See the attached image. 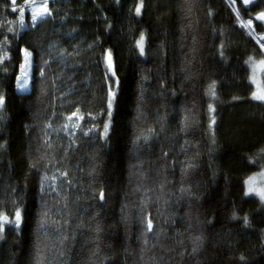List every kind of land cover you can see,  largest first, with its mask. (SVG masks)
Here are the masks:
<instances>
[{
  "label": "trees",
  "instance_id": "16d2710c",
  "mask_svg": "<svg viewBox=\"0 0 264 264\" xmlns=\"http://www.w3.org/2000/svg\"><path fill=\"white\" fill-rule=\"evenodd\" d=\"M138 3L50 0L55 19L36 30L25 16L29 28L16 39L7 28L12 20L19 31L17 14L0 0V42L5 36L10 42L3 45L9 59L0 65V93L6 97L0 110V212L14 217V201L26 209L19 235L11 224L4 226L0 264H151L153 256H163L162 264H241L240 255L248 264H264V206L244 196L247 177L264 169V103L250 99L249 78V57L259 61L264 54L225 0H144L140 17L135 16ZM257 4L256 10L264 9V0ZM256 31L264 34V26ZM140 32L147 36L144 56L135 46ZM221 39L226 40L224 60ZM24 47L33 51V66L29 90L19 93L18 48ZM107 49L116 73L110 80H105L111 77ZM261 79L264 87V69ZM212 80L217 81L215 101L206 95ZM109 85L117 98L105 141L100 133ZM209 103L216 113L208 112ZM76 107L84 119L70 137L62 125ZM210 115L217 121L215 146ZM141 135L149 137L146 143L137 139ZM62 171L69 173L72 186ZM45 175L50 178L43 196L51 209L47 236L38 231ZM53 175L59 196L47 187ZM101 187L106 193L102 206L92 195ZM182 187L190 192L182 193ZM142 213L150 214L155 232L162 233V247L152 248V233L147 247L143 244ZM233 213L241 219H233ZM72 234L75 241L61 247L62 235ZM200 234L203 250L190 255L192 240Z\"/></svg>",
  "mask_w": 264,
  "mask_h": 264
},
{
  "label": "snow or ice",
  "instance_id": "6c2138e0",
  "mask_svg": "<svg viewBox=\"0 0 264 264\" xmlns=\"http://www.w3.org/2000/svg\"><path fill=\"white\" fill-rule=\"evenodd\" d=\"M116 4H120V0H115ZM228 3L229 7L232 9V11L235 14V19L236 21L239 22V27L241 29H245L247 31V34L252 37L253 39H256V42L260 45V51L264 53V34L259 35V39H257V28L264 26V9L256 10L258 7L257 0H226ZM239 5V6H238ZM3 8L5 10L9 9L11 10L12 13H16L18 17V29L19 31L16 30L15 28V23L12 20L8 21L9 25H13L7 28V31L9 33H12L14 38L16 39H22V37L19 35L20 32H26L29 28V24H26L25 22V14L28 12L30 14V27L32 29L38 30L39 25L41 23H44L48 19H55L54 16V10L53 8L50 7V0H23L22 3H18L17 0H3ZM145 4L144 0H139V3L135 7V16L140 17L142 15V10L144 9ZM245 12L248 14V18L245 20L244 17L241 15V12ZM255 13L252 15V13ZM208 15L211 16L213 13L211 10H209ZM258 22V23H256ZM108 28L111 29L112 25L109 24ZM72 32H76V29H73ZM219 35L221 37H224L225 33L223 30H219ZM75 39V37H73ZM147 41V36L145 32H140L139 38L135 41V46L139 50L140 56L145 55V45ZM8 37L5 36L3 42H0V65L4 64L6 59H9L8 56V51L4 50L3 45L9 44ZM77 49H79V45L76 46ZM92 45H89V48H91ZM225 50H226V40L221 39L219 43V56L221 60L226 59L225 57ZM18 54L23 56V63L20 64V75L16 77V87L19 91H26L27 86L29 83V73L32 68V60H33V51L29 50L28 47L24 48H18ZM63 55V53H62ZM105 55V63L107 67V71L111 73V77H108L107 75L105 76V80H110L112 77L116 76L113 65V53L111 49H107L104 53ZM249 61H252L255 63V59L253 56L249 57ZM47 63V62H46ZM259 65L262 69H264V59L259 60ZM40 76H44V71L41 69L40 71ZM253 84H256V90L251 92L250 99L253 101H258L260 103H264V87H262L260 84L256 82L255 79L252 80ZM115 84L118 86L119 81L116 80ZM43 92V89H42ZM173 94H175L173 92ZM206 95H209L213 101L218 99L217 96V81L212 80L208 88L206 90ZM117 98V93L116 91L113 90L111 85L108 87V92H107V101H106V112H107V117L108 120L103 123V131L100 133V139L107 141L108 136H109V130L111 127V121H112V116H113V107L114 103ZM232 99L239 100L241 99L238 96H233ZM6 103V97L3 93H0V110H2L5 106ZM81 109L79 107H76L74 111L71 112V114L67 115L65 117L66 122L62 125V129L65 130V134L69 135L70 137H75V131L73 129H79L80 125L79 122L84 119L83 115H80ZM208 112L210 114L216 113V107L214 106L213 103L208 104ZM0 119H3L2 116H0ZM92 119H96V117H92ZM187 119V117L185 118ZM216 116L215 115H210L209 116V124L208 128L212 130V139H211V144L215 146L216 144V138H215V130H214V125H216ZM53 127L51 122H48L46 124V128L51 129ZM93 128H89L88 131H85L83 134L87 136L89 132H92L94 130ZM82 130V129H81ZM152 130L149 129V132ZM47 136V133H45ZM138 140L142 139L146 143L149 139L148 136L146 135H141L140 137L137 138ZM72 143H75L74 140H72ZM44 144L47 146L48 149L52 148V143L50 138H46L44 140ZM0 147H3L0 145ZM214 150L213 148H210V151ZM168 153L165 152L164 156H167ZM260 158H264V149H261L260 151ZM249 163H255V159L249 158ZM35 164L32 165L33 168H35ZM189 167H192L191 164L188 165ZM95 169L92 170V173H95ZM60 175L65 178V181L67 185L72 186L73 181L71 179H68L69 173L67 171H62L60 172ZM261 176H264V172L260 173ZM50 178L45 175L40 182V194H41V211L39 213V221H38V231H42L45 236L48 235V227H49V220L51 219L50 217V212L51 209L48 208L47 204L43 200V196L46 192L45 188V182L48 181ZM57 177L53 175L51 177L52 183H49L47 185L48 189L51 190V192H55L57 196L60 195V193L57 191V187L55 184ZM245 184L247 185V190L244 191V196H251L255 195L259 198L260 204L264 206V187H257L255 185V180L254 177H250L248 180L245 181ZM180 191L183 193L185 191H189L190 189H185L181 188ZM50 194V193H49ZM93 199L99 200L101 202V206L103 205L104 202H106V193L103 187L99 189L98 192L94 191L93 192ZM147 195V194H146ZM65 201L67 200V197H64ZM14 203V217L10 218L8 215L4 214L3 212H0V239H3V233L5 231V225L6 224H11L14 229L17 231V235H19V230L21 228V225L24 223V214L26 212V209L22 206V201L17 203ZM143 206V205H142ZM65 207H67V203H65ZM99 215V212L96 213V216ZM233 219H241L238 217L235 213H233L232 216ZM95 219V216L93 217ZM243 225L245 228L250 227V221L249 217L247 215L242 217ZM53 224L59 223V221L53 220ZM67 223V221H65ZM141 223L145 226L144 231L142 233L143 235V244L145 247L149 244V239L150 237L148 236V233H152L153 236L151 237L154 242L152 244V248H156L157 246H161V239L160 236L161 234H157L154 230L153 226V220L151 218V215L149 214L148 216H144L142 213V219ZM208 223H211V221H208ZM83 224L78 225L77 227H82ZM191 227V225H189ZM57 232H60V228L56 229ZM97 233L100 231L99 223H97V228H96ZM179 233L177 234V242L178 243H183L182 240L179 239ZM71 239L72 241H75L76 236L75 234H72L71 236L69 235H62L61 238V247L64 246V242L68 241ZM204 240L205 237L203 234L196 235L193 240H192V248H191V253L190 255H197L198 253L202 252L203 247H204ZM185 249L180 253V255L183 257L185 254ZM65 255L64 252L60 253V256L63 257ZM143 259V257H141ZM163 256L156 258V257H150L151 264H162L163 261ZM239 260L241 261V264H248V258L244 255L239 256ZM65 264H67V261H65Z\"/></svg>",
  "mask_w": 264,
  "mask_h": 264
},
{
  "label": "rangeland",
  "instance_id": "374dc122",
  "mask_svg": "<svg viewBox=\"0 0 264 264\" xmlns=\"http://www.w3.org/2000/svg\"><path fill=\"white\" fill-rule=\"evenodd\" d=\"M25 16H27V18L29 19V22H30V14L28 12H26ZM18 21V19H17ZM17 28H18V22H17ZM264 54V53H263ZM23 63V56H22V62ZM249 69H250V75H249V78H250V82L251 84L253 85V88H254V91L256 90V84H253L252 83V80L255 79L256 82L258 84H260L262 86V79H261V72H262V68L260 67L259 65V61H255V63L253 62H249ZM110 73V72H109ZM111 74V73H110ZM20 75V67H19V72H18V75ZM30 77H31V70H30V73H29V83H28V86H27V90L26 91H19L16 87V91L19 92V93H24V92H27L29 90V85H30ZM16 85V83H15ZM263 87V86H262ZM107 120H108V117H107ZM106 120V121H107ZM261 172H264V169L260 172H254L252 173L251 175H249L247 177L246 180H248L250 177H254V180H255V185L257 187H264V176H261L260 173ZM245 180V181H246ZM247 190V185L245 184V191ZM251 196H254L256 197L257 199H259L257 196H255L254 194L251 195Z\"/></svg>",
  "mask_w": 264,
  "mask_h": 264
},
{
  "label": "built area",
  "instance_id": "2783aa9c",
  "mask_svg": "<svg viewBox=\"0 0 264 264\" xmlns=\"http://www.w3.org/2000/svg\"><path fill=\"white\" fill-rule=\"evenodd\" d=\"M226 1V0H225ZM234 13V12H233ZM235 15V14H234ZM238 24H239V22H238ZM245 30V29H244ZM245 32H246V34H247V31L245 30ZM248 35V34H247ZM259 35H260V33H257V39H259ZM249 36V35H248ZM250 37V36H249ZM254 42H255V44H257V46L259 47V49H260V45L256 42V39H253L252 37H250Z\"/></svg>",
  "mask_w": 264,
  "mask_h": 264
},
{
  "label": "bare ground",
  "instance_id": "6f19581e",
  "mask_svg": "<svg viewBox=\"0 0 264 264\" xmlns=\"http://www.w3.org/2000/svg\"><path fill=\"white\" fill-rule=\"evenodd\" d=\"M246 20V19H245Z\"/></svg>",
  "mask_w": 264,
  "mask_h": 264
},
{
  "label": "water",
  "instance_id": "95a60500",
  "mask_svg": "<svg viewBox=\"0 0 264 264\" xmlns=\"http://www.w3.org/2000/svg\"><path fill=\"white\" fill-rule=\"evenodd\" d=\"M258 1V0H257Z\"/></svg>",
  "mask_w": 264,
  "mask_h": 264
}]
</instances>
